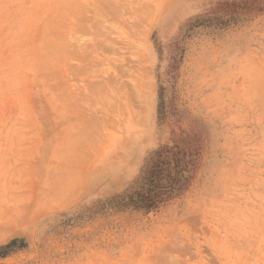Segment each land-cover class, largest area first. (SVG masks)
<instances>
[{"label":"rangeland","instance_id":"1","mask_svg":"<svg viewBox=\"0 0 264 264\" xmlns=\"http://www.w3.org/2000/svg\"><path fill=\"white\" fill-rule=\"evenodd\" d=\"M107 1L0 0V264H264V0Z\"/></svg>","mask_w":264,"mask_h":264},{"label":"bare ground","instance_id":"2","mask_svg":"<svg viewBox=\"0 0 264 264\" xmlns=\"http://www.w3.org/2000/svg\"><path fill=\"white\" fill-rule=\"evenodd\" d=\"M101 1H102V0H100V2H101ZM106 1H107V0H106ZM107 2H109V1H107ZM101 3H102V2H101ZM109 3L111 4L112 2H109ZM109 3H107V4H108L107 6H110ZM118 4H119V3H118ZM111 5H112V4H111ZM123 5H124V4H123ZM101 6H102V5H101ZM104 6H105V5H104ZM104 6H103V7H104ZM121 7H123V6H121ZM124 7H125V6H124ZM104 8H106V7H104ZM125 8H127V6H126ZM102 9H103V8H102ZM123 9H124V8H123ZM127 9H128V8H127ZM104 11H105V10H104ZM90 45H91V44H90ZM87 46H88V45H87ZM87 46H86V47H87ZM109 46H110V45H109ZM92 47H93V46H92ZM88 48H89V46H88ZM93 48H94V47H93ZM99 49H100V48H99ZM111 49H112V48H111ZM90 50H92V49H90ZM94 50H95V49H94ZM105 50H106V49H105ZM92 51H93V50H92ZM99 51H100V50H99ZM114 51H115V50H114ZM90 54H91V53H90ZM94 54H95V53H94ZM79 55H80V54H79ZM94 56H95V55H94ZM79 57L81 58V55H80ZM90 57H91V56H90ZM95 57H96V56H95ZM95 57L92 56L91 58H95ZM119 59H120V58H119ZM82 61H83V60H82ZM88 67H89V66H88ZM121 68H122V67H121ZM121 68H120V69H121ZM108 82H109V80H108ZM112 82H113V81H112ZM112 82H111V84H112ZM109 83H110V82H109ZM116 88H117V87H116ZM114 89H115V88H114Z\"/></svg>","mask_w":264,"mask_h":264}]
</instances>
